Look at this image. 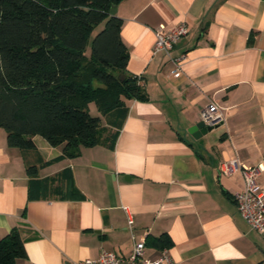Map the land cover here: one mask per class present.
<instances>
[{
	"label": "crops",
	"instance_id": "crops-1",
	"mask_svg": "<svg viewBox=\"0 0 264 264\" xmlns=\"http://www.w3.org/2000/svg\"><path fill=\"white\" fill-rule=\"evenodd\" d=\"M115 9L126 70L148 99L99 115L115 138L74 158L38 134L33 148L8 146L0 128V238L19 227L26 256L16 264H71L103 249L127 255L141 240L149 259L264 264V237L233 200L241 174L220 171L232 157L260 164L264 189V0H121ZM181 23L187 33L171 54L187 58L173 77L166 55L153 52L154 30ZM211 101L225 120L195 138L188 129ZM163 233L171 245L156 244Z\"/></svg>",
	"mask_w": 264,
	"mask_h": 264
},
{
	"label": "trees",
	"instance_id": "trees-1",
	"mask_svg": "<svg viewBox=\"0 0 264 264\" xmlns=\"http://www.w3.org/2000/svg\"><path fill=\"white\" fill-rule=\"evenodd\" d=\"M120 1L0 0V128L8 146L33 148L38 134L74 158L116 136L90 114V103L108 117L126 111L124 99H148L140 77L126 70L123 20L111 12ZM155 241L171 245L164 233ZM25 256L15 226L0 238V264Z\"/></svg>",
	"mask_w": 264,
	"mask_h": 264
},
{
	"label": "built area",
	"instance_id": "built-area-1",
	"mask_svg": "<svg viewBox=\"0 0 264 264\" xmlns=\"http://www.w3.org/2000/svg\"><path fill=\"white\" fill-rule=\"evenodd\" d=\"M155 42L153 52H163L170 66V73L173 77H179L182 73V64L186 61L185 52L179 55H172L171 51L176 42L187 33L185 23L175 27L166 28L160 25L154 30ZM200 120L205 126L214 127L225 120L222 109L213 101L209 102L200 112ZM263 170L260 164L246 165L237 157L223 161L220 171L225 174H232L239 171L243 180V187L233 194L236 207L251 229L264 237V189L258 182V177ZM132 219L128 217V227L131 228ZM144 241H133L132 247L127 255L103 249L96 258H86L74 261L71 264H175L171 256L162 252L157 258L149 259L144 256Z\"/></svg>",
	"mask_w": 264,
	"mask_h": 264
},
{
	"label": "water",
	"instance_id": "water-1",
	"mask_svg": "<svg viewBox=\"0 0 264 264\" xmlns=\"http://www.w3.org/2000/svg\"><path fill=\"white\" fill-rule=\"evenodd\" d=\"M115 10H116L115 7H113L111 12L115 13ZM211 128L212 127H210V126H205L203 121L200 120L197 123H195L194 125H192L191 127H189L188 131L193 137L198 138L201 135H204L208 131H210Z\"/></svg>",
	"mask_w": 264,
	"mask_h": 264
},
{
	"label": "rangeland",
	"instance_id": "rangeland-1",
	"mask_svg": "<svg viewBox=\"0 0 264 264\" xmlns=\"http://www.w3.org/2000/svg\"><path fill=\"white\" fill-rule=\"evenodd\" d=\"M100 28H101V26H98V27L93 31L92 36H93L98 30H100ZM88 50H89V49H88ZM89 112H90V114H91L92 116L100 115V113L97 111L96 106H95V104H94L93 102L91 103V107H90V109H89Z\"/></svg>",
	"mask_w": 264,
	"mask_h": 264
}]
</instances>
